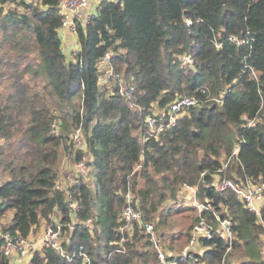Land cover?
Here are the masks:
<instances>
[{"label": "trees", "instance_id": "obj_1", "mask_svg": "<svg viewBox=\"0 0 264 264\" xmlns=\"http://www.w3.org/2000/svg\"><path fill=\"white\" fill-rule=\"evenodd\" d=\"M58 1L0 0V225L27 237L58 214L66 254L83 245L91 264H162L144 225L155 223L164 248L180 251L198 213L184 187L199 185V200L232 219V247L226 253L229 241L215 233L202 238L207 248L198 261L177 264H218L225 255L228 264H264V206L260 220L233 190L215 186V176L264 181V0H102L98 14L77 25L79 49L71 54ZM108 51L115 54L111 92L100 81ZM180 54L193 65H182ZM121 85L134 91L123 95ZM202 88L224 100H208ZM185 95L201 101L150 133L154 105ZM84 154L91 169L71 207L57 187L60 167L64 157ZM130 189L143 221L132 235L120 219ZM180 204L192 209L171 231L167 219ZM203 210L217 229L215 215ZM0 264H14L1 246ZM29 264H82V257L43 243Z\"/></svg>", "mask_w": 264, "mask_h": 264}, {"label": "built area", "instance_id": "obj_2", "mask_svg": "<svg viewBox=\"0 0 264 264\" xmlns=\"http://www.w3.org/2000/svg\"><path fill=\"white\" fill-rule=\"evenodd\" d=\"M90 0H59L57 9L61 16L62 27H70L72 30H76L79 22L85 24L89 20L93 19L101 9V4H99L95 9L84 14V8L89 5ZM230 39L238 44L246 43L249 41L248 37L241 36H231ZM112 51H108L101 61V70L103 75L101 76V83L103 84V78H111L114 76L113 68L111 66V60L114 57ZM179 61L182 65L192 66L194 59L190 54H180ZM117 77V76H116ZM134 91L133 87H128L126 85L120 86V93L123 95L131 94ZM208 96V100L216 99L218 101H223L225 93L220 96H211V92L208 88H202ZM210 92V93H209ZM200 99L196 95H185L176 98L173 102L168 104L166 108L160 109L157 105L152 108L153 114H151L147 121L150 127V133L158 134L163 128L170 127L174 125L177 119L185 114L188 109L196 104L200 103ZM244 118H247L244 115ZM252 124L253 121H250ZM57 123L55 122L54 125ZM73 144L78 149L84 146L83 132L81 128H78L72 135ZM237 154V150L234 151ZM226 159L222 160L223 167H227L229 163L232 162L233 154L224 157ZM89 165L87 164V155L84 154L80 159L75 160L72 163L71 171L68 176H61L57 181V187L65 192L66 200L71 207H77L78 202L76 198L77 194V184L80 178L88 172ZM65 180V183L62 182ZM205 179V176H203ZM205 186V185H204ZM215 186L219 192L225 190H233L239 200L244 204V206L249 211H254L260 220H262V208L264 206V181H256L252 178H248L246 181L236 182L230 178H219L215 176ZM187 189L186 198L190 199V202L196 206L198 213L197 217L194 219L192 226V234L189 241L183 246L180 251H167L158 238V232L156 230V224L153 222L146 223L145 230L146 233L151 235V239L154 242V249L157 251L158 258L162 264H177L180 261L192 258L194 255L195 260H199L200 255H203L206 251V246L202 247V238L211 239L215 233L224 237L229 241V247L226 253L232 247L234 239V230L232 219L227 216L224 219L216 212V210L209 204H204L198 199V188L199 185H189L186 184ZM127 205L122 211L121 220L124 222V228L129 230L132 235L134 232V227L136 224L142 225V215L141 212L134 205L136 199L133 191L130 189L126 194ZM203 209H208L213 213L216 219L219 221L217 229L214 224L210 222L209 218L204 215ZM94 218L90 217L85 222L86 226L90 229L93 228ZM62 222L58 214H54L53 222L46 223L45 229L42 236V243H49L56 251L68 256L70 259L75 258L78 254L82 257V264H91L90 257L83 245L77 248L74 254H66L62 247ZM0 246L4 254L10 259L14 264H20L22 258H31L33 252L40 248L41 245L36 247V241L32 236L23 237L20 235H14L9 230H5L3 225H0ZM209 249V248H208ZM261 254L264 257V244L261 249ZM226 255L222 258L221 262L218 264H228Z\"/></svg>", "mask_w": 264, "mask_h": 264}, {"label": "rangeland", "instance_id": "obj_3", "mask_svg": "<svg viewBox=\"0 0 264 264\" xmlns=\"http://www.w3.org/2000/svg\"><path fill=\"white\" fill-rule=\"evenodd\" d=\"M109 80V79H108ZM103 85L106 86V88L111 92V88L113 86V84L111 83V81H107V78H103ZM87 159H88V156H87ZM75 161V160H74ZM72 159H70L69 157H64L62 163H61V167H60V174H62L63 176H68V173L71 171V168H72V163L74 162ZM91 169V167L89 166V169L88 171ZM62 176V177H63ZM62 182L64 183L65 180L62 179ZM185 195L187 194L185 191H184ZM188 197V195H186ZM169 203H174V200H170ZM192 207L191 205H184L182 206L181 204L180 205H174V209L170 211V215L167 219L168 223L166 225V228H171V231L173 230L172 227H174V229L177 231L181 228V223L183 221V215L184 214H188L190 211H191ZM189 215H187V220L189 219L188 217ZM45 223L46 221L45 220H42L41 223L34 229V231L32 232L33 236H36V237H39L41 235V231H43V227H45ZM164 227L165 225L163 224L162 226L160 225V230H164ZM43 236V234H42ZM42 239V238H41ZM38 240V238H35V241ZM42 240L40 241L39 244H36V245H41L42 246ZM179 246V244H177ZM182 247V246H181ZM22 264H27L26 262L22 263Z\"/></svg>", "mask_w": 264, "mask_h": 264}, {"label": "crops", "instance_id": "obj_4", "mask_svg": "<svg viewBox=\"0 0 264 264\" xmlns=\"http://www.w3.org/2000/svg\"><path fill=\"white\" fill-rule=\"evenodd\" d=\"M101 1L102 0H90L89 5L85 7L83 10L84 14H87L89 11L95 9L99 4H101ZM60 34L62 36L63 46H64L66 53L71 54L73 51H76L79 49L77 35L74 30H72L70 27H61ZM61 177H62V174H61ZM62 178H64V176ZM44 229L45 227H43V231H41V235L39 237H36L37 235L33 236L32 235L33 233L30 235V237L32 236L34 240L35 238H38V240H36V244L40 243ZM37 246L38 245H36V247ZM30 259L31 258H28V257L22 258V260H20L21 261L20 264L24 262L29 264Z\"/></svg>", "mask_w": 264, "mask_h": 264}, {"label": "bare ground", "instance_id": "obj_5", "mask_svg": "<svg viewBox=\"0 0 264 264\" xmlns=\"http://www.w3.org/2000/svg\"><path fill=\"white\" fill-rule=\"evenodd\" d=\"M86 24V23H85ZM159 134V133H158ZM63 176V175H62ZM65 183V182H64ZM128 187H130V186H128ZM131 188V187H130ZM197 192H199V191H197ZM223 192V191H222ZM199 199V198H198ZM126 201V200H125ZM126 203V202H125ZM125 208V207H124ZM204 211V210H203Z\"/></svg>", "mask_w": 264, "mask_h": 264}, {"label": "water", "instance_id": "obj_6", "mask_svg": "<svg viewBox=\"0 0 264 264\" xmlns=\"http://www.w3.org/2000/svg\"><path fill=\"white\" fill-rule=\"evenodd\" d=\"M67 60H68V61H71V57H68Z\"/></svg>", "mask_w": 264, "mask_h": 264}]
</instances>
